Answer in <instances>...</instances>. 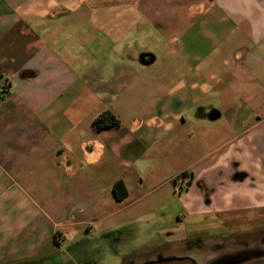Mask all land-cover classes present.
Wrapping results in <instances>:
<instances>
[{"label": "crops", "instance_id": "0c3cea01", "mask_svg": "<svg viewBox=\"0 0 264 264\" xmlns=\"http://www.w3.org/2000/svg\"><path fill=\"white\" fill-rule=\"evenodd\" d=\"M205 212L264 223V0H0V264Z\"/></svg>", "mask_w": 264, "mask_h": 264}, {"label": "rangeland", "instance_id": "374dc122", "mask_svg": "<svg viewBox=\"0 0 264 264\" xmlns=\"http://www.w3.org/2000/svg\"><path fill=\"white\" fill-rule=\"evenodd\" d=\"M223 210H218V212ZM204 215L191 216L188 215L185 221H183L180 228L181 233L176 235L173 232V240L168 243L167 237L152 236L147 237L141 234H136L133 227L127 228L122 233V236H117L112 233L108 237H96L92 241H87V251L83 252L84 255L78 254L76 245L69 247L70 256L62 258L63 263L69 262L68 259L75 261L76 263L88 262V264H126L127 262H133L136 260H142L141 254L143 252H150L154 254L159 246L173 244V253H181L183 257H192L198 262L205 263L213 255H218L221 252L238 250L245 252L246 248L250 249L252 253L247 257H242L239 260L233 261L230 264H246L245 261H249L251 258H257L260 254H256L258 247L261 245V249L264 250V223H247L240 225H229L226 227L220 226L217 220L208 212ZM227 214V213H225ZM216 215V213H214ZM172 228L175 231L178 227L172 224ZM179 236L184 238L180 243L174 241L175 237ZM116 237V239H115ZM197 237L201 240V246L198 247L199 251H192L189 246V242L195 241ZM260 242H263L260 244ZM225 243V244H224ZM247 243V244H245ZM245 248V250H244ZM237 250V251H236ZM249 251V250H248ZM247 252V251H246ZM132 254V256H131ZM156 254V253H155ZM207 256V258H206ZM159 257L151 259V263H157ZM52 263L53 260H51ZM138 262V261H136Z\"/></svg>", "mask_w": 264, "mask_h": 264}, {"label": "flooded vegetation", "instance_id": "af4514ba", "mask_svg": "<svg viewBox=\"0 0 264 264\" xmlns=\"http://www.w3.org/2000/svg\"><path fill=\"white\" fill-rule=\"evenodd\" d=\"M195 241H191L189 242V246L187 247L188 249L190 248L192 251H199L200 252V249H198V247L201 246V240L199 237H197L196 239H194ZM263 243V242H260V244ZM225 244V243H224ZM247 244V243H245ZM261 247V245H260ZM260 247H258V251L255 252L257 255L260 254L258 257H257V261L255 262V264H261V257L262 255L264 254V250H262ZM245 250V248H244ZM249 250V251H248ZM237 251V250H236ZM247 251V252H246ZM238 253H236L235 251H230V252H221L218 257L216 258V260H214V264H230V263H233V261L235 260H239L240 258H244V257H247L251 252L250 249L246 248L245 252H241V250H238L237 251ZM248 253V255H247ZM159 257V261L158 262H161L163 260H167L169 257H165L164 255H158ZM173 257V256H172ZM142 264H155V263H151V260L150 261H146L145 263H142ZM207 264H212V263H207Z\"/></svg>", "mask_w": 264, "mask_h": 264}, {"label": "trees", "instance_id": "16d2710c", "mask_svg": "<svg viewBox=\"0 0 264 264\" xmlns=\"http://www.w3.org/2000/svg\"><path fill=\"white\" fill-rule=\"evenodd\" d=\"M120 123L117 117L109 111L101 113L94 120V127L97 130L110 128ZM113 193L117 200H122L127 195V189L122 181H116L113 185Z\"/></svg>", "mask_w": 264, "mask_h": 264}, {"label": "built area", "instance_id": "2783aa9c", "mask_svg": "<svg viewBox=\"0 0 264 264\" xmlns=\"http://www.w3.org/2000/svg\"><path fill=\"white\" fill-rule=\"evenodd\" d=\"M192 180L190 173H182L177 176L175 181L176 190L180 193L183 189H186Z\"/></svg>", "mask_w": 264, "mask_h": 264}, {"label": "water", "instance_id": "95a60500", "mask_svg": "<svg viewBox=\"0 0 264 264\" xmlns=\"http://www.w3.org/2000/svg\"><path fill=\"white\" fill-rule=\"evenodd\" d=\"M155 264H198V263L192 257H183V258L175 257V258L163 260L161 262H157Z\"/></svg>", "mask_w": 264, "mask_h": 264}]
</instances>
